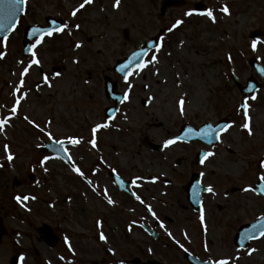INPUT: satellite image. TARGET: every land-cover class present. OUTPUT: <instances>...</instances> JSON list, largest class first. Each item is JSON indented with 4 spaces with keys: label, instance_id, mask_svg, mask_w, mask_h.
<instances>
[{
    "label": "rangeland",
    "instance_id": "rangeland-1",
    "mask_svg": "<svg viewBox=\"0 0 264 264\" xmlns=\"http://www.w3.org/2000/svg\"><path fill=\"white\" fill-rule=\"evenodd\" d=\"M159 1L120 0L113 7L115 0H93L79 8L83 0H26L25 14L7 40L0 42L4 53L0 58V117L8 115L15 100L26 94L17 116L0 132V216L9 233L28 235L42 224L50 226L58 236L56 264H125V259L140 257L178 264L185 249L215 261L227 259L229 264H264V237L244 250L232 243L241 226L264 216V199L253 190H243L264 175V84L251 98H243L232 81L234 76L240 83L250 77L260 82L249 60L264 67V0H184L167 8L163 16ZM197 1L205 4L204 11L192 10ZM225 5L229 14L220 11ZM74 9H79L75 16L71 15ZM208 9L215 22L201 14ZM47 17L61 20L63 31L44 37L36 49L40 65L30 68L14 95L22 68L31 59V54L22 55L24 31L31 25L47 27ZM177 20L182 23L169 31ZM254 31L263 33L253 39L255 50L249 39ZM159 32V62L130 76L129 89L112 71L116 61ZM105 78L116 92L129 95L127 100L122 97L109 121L103 115L111 104L104 93ZM181 97L184 115L177 104ZM243 100L249 105L252 135L241 127L244 117L238 106ZM25 116L51 132L54 143L64 141L72 165L84 170L86 179L61 158L40 152L44 143L51 145L50 139ZM228 117L232 125L211 148L196 140L153 150L152 145L177 135L184 124L196 128ZM99 123L109 126L96 132L93 148L88 141ZM68 138L81 143L73 146ZM5 144L12 161L7 160ZM200 150L214 155L196 165L193 159ZM45 156L51 158L41 166L39 161ZM109 170L132 180L138 177L139 194L151 186L154 200L165 206L164 215L172 220L161 219V243L146 236L140 225L153 224L141 220L143 209L124 203L111 186ZM194 175L215 192L205 191L201 196L205 225L182 190ZM14 179L24 180L23 186H12ZM18 195L30 199L18 203ZM108 198L114 203L108 204ZM101 233L106 239H100ZM250 249L255 251L249 255Z\"/></svg>",
    "mask_w": 264,
    "mask_h": 264
},
{
    "label": "snow or ice",
    "instance_id": "snow-or-ice-1",
    "mask_svg": "<svg viewBox=\"0 0 264 264\" xmlns=\"http://www.w3.org/2000/svg\"><path fill=\"white\" fill-rule=\"evenodd\" d=\"M92 2H93V0H83V2L79 5V8H84V6L86 4H91ZM0 3H7V15L4 17V20H0V31H3V32L7 33L9 31V29H14L15 28V23L14 22H15V19H16V12L24 10L23 6L25 5L26 0H0ZM119 3H120V0H115V3L113 4V7H118ZM78 10L79 9H74L72 11L71 15L75 16L76 12ZM220 11L223 12L224 14H229V9H228V7L226 5L221 7ZM191 14H192L191 12H186L185 13V15H191ZM201 14L206 15L207 17L212 19L213 22H215V17L213 15L212 9H208L206 12L201 13ZM5 21H7V22H5ZM181 23H182V21L177 20L175 22V24L172 25V28L169 29V31H172L173 28H176ZM66 27H67V25H64V28H66ZM76 27L78 28L79 25H76ZM61 31H63V28H61V27H54V28H52V27H50V28L35 27V28H33L32 36L33 37H37V38L35 39V43L31 44L29 49H28V51L31 53V59L29 60V62L26 65H24L23 61H19V63H21L24 66H23L22 71L20 73V77H21L20 84L14 90V95H15V92H19L20 89L23 87V84H24V79L23 78L28 74L30 68H32L33 65H36V66L40 65L41 61L37 58L36 49H37V47L39 45L42 44V42L44 40V37L45 36L50 37V36L53 35V32H61ZM4 39L6 41L7 40V36H5ZM181 43H183V42H181ZM75 46L77 48H79L81 45L79 43H77ZM256 46H257V41L253 40L252 44H251V47L253 48V50L256 49ZM161 47H162V45H156L155 46V51L152 52L150 55H149V53L144 52L143 50H141L140 52H134L132 54L131 59L129 60V63L128 64H124V65L120 66L117 69L118 72L123 74V79H124L125 83L128 85L129 89H131V87H132L131 83L129 82V77L130 76H132L134 74H139L140 72H142L146 68H149L150 66H154V65H156L159 62L158 53L160 52ZM3 56H4V53L0 52V58H3ZM143 57H148V59H143ZM74 62H76V61H74ZM133 62H135V72L129 70L130 65ZM56 75H59V73H57ZM43 79L45 80V83H47L48 77L44 76ZM25 96H26V94H23L18 99L15 100V103L13 104L11 109L9 110V114L8 115H4V116L0 117V132H3L5 126L9 124L11 119L13 117L17 116V114H18V106L20 105L21 100L25 98ZM254 98L255 97H253V99ZM127 99H129V95H128V92L126 91L124 93L123 100H127ZM177 104H178V108H179L180 114L184 115L185 99L183 97H181L178 100ZM0 107H3V106L0 105ZM248 108H249L248 102L246 100L243 101L241 103V105H240V109L242 110V114L244 116V122L241 125V127L243 129H246L248 131L249 135H252V130H251V127H250V116H249V113H248ZM24 119L27 120L29 124H32L33 127H36L41 132H44V134L47 135L50 140L52 139L51 132H47V131H45V129L40 128L39 124H36L34 121L29 120L27 116H25ZM108 126L109 125L107 123H99V124H96L92 128L93 136H92V139H90L88 141V143H90L93 148L96 147V140H95L96 132L99 129H101V128H107ZM228 127L229 126H224L222 128H219V129L215 130L216 139L217 140L220 139V133L223 132V131H226ZM187 134L188 135H199V136H201L203 138H210L212 136V134H213V129H212L211 125H208L205 128H203L198 133L194 132L192 129H189ZM179 139H180V137H176V138H173V139H168V140L164 141V146L168 147V146L176 143V141L179 140ZM68 143L73 145V146H77V145H79L81 143V140L80 139H76V138H68ZM55 144L59 145L61 147V149L65 153V156L67 157V160L69 162H71L72 161V157L70 155H68V149L63 147L64 141L63 140H56ZM4 151H5V153H7V160L8 161H12L14 157H13V155L11 154V152L9 150V145H7V144L4 145ZM203 155H204L205 158H207V157L213 156L214 153L213 152H205ZM50 158L51 157H49V156H45L41 161H39V163L41 164V166H43L44 163L47 160H49ZM200 163L203 164L204 163V159H201ZM44 170L47 171L46 168ZM72 171H74L76 174H78L82 178L86 179L84 172L79 167H76L75 164L72 165ZM201 175H203V173H201ZM137 179H139V178L137 177V178H135L132 181V183L134 185L136 184V180ZM258 179L261 182H264V175L258 176ZM88 183L91 184V181H88ZM93 190L95 191V189H93ZM243 190L244 191H250V190H253V189L251 187H246ZM204 191H206V192H208L210 194H213V195L215 194L214 189H213V187L211 185H208L204 189ZM261 191L264 192V188H262ZM104 195H105V197H107V191L106 190L104 191ZM133 195L135 196V199L137 201H139L141 204L144 203V201L141 199V197L139 195H136L135 193H133ZM15 199H16V201L18 203H20L21 201H27L28 199H30V197L27 196V195H25V196H19L18 195V196L15 197ZM31 199H35V197L34 196L31 197ZM107 203L108 204H113L114 202H113V200L108 198L107 199ZM148 211L150 213H152L153 216H155V213L152 212V209H151L150 206L148 207ZM199 220H200L201 225H205V215H204L203 207H201V209H200ZM97 223L99 224L100 222L98 221ZM160 227L163 228L164 225L160 224ZM205 230H206V226H205ZM169 235H171V233H169ZM260 236L264 237V227H262L260 229ZM246 238L252 239L254 237L249 235V234H246ZM100 239L101 240L106 239V237L103 235V233L100 234ZM65 242L67 243V238H65ZM181 247H183V245H181ZM185 251H186V249H185ZM254 251H255V249H250L248 254L250 255ZM205 264H229V260H227V259H220V260H216V261H211L210 260V261H206Z\"/></svg>",
    "mask_w": 264,
    "mask_h": 264
},
{
    "label": "water",
    "instance_id": "water-1",
    "mask_svg": "<svg viewBox=\"0 0 264 264\" xmlns=\"http://www.w3.org/2000/svg\"><path fill=\"white\" fill-rule=\"evenodd\" d=\"M173 5H177L176 2H174V0H164L161 3V13L164 12V10L169 7V6H173ZM25 6V5H24ZM23 6V8H24ZM195 10L197 11H201V5L197 4L195 5ZM24 10L23 11H17L16 12V19H15V26L19 20V18L23 15ZM7 15V3H0V20H4V17ZM7 22V21H5ZM46 23L50 25V27L54 28V27H60L61 24L57 21H54L52 19L47 18L46 19ZM35 27H40V26H29L26 28V31L24 33V37H23V41H22V45H23V55L27 56L30 52L28 51L31 42L35 39V37L32 36V30ZM49 27V28H50ZM42 28V27H40ZM13 31V29H9V31L7 33L0 31V41L4 40L5 36H8L11 32ZM259 32H254L250 35V38H255L259 35ZM157 43V40L155 38H151L149 40H147L146 42H144V44L137 49L134 52H140L141 50H143L144 52L149 53L150 50H152L155 45ZM133 52V53H134ZM131 53L129 55L128 58H126L123 61H117L115 67L113 68V71L119 75H121L123 77V74L118 72L117 69L124 65V64H128L129 60L132 57ZM145 57H143L144 59ZM250 66L257 72V74L260 76V78L264 81V68L261 67L259 64L256 63L255 60H250ZM130 71H134L135 70V62H133L130 65L129 68ZM237 88L239 90V92L241 93L242 96H253L254 93L260 88V85L255 81V79L253 78H249L247 80L246 86L242 87L236 79H234ZM114 84H112L110 82V80L108 78H105V95L108 98L109 101L113 102V107H109L106 108L104 113H105V117L107 119H110L111 117H113V115L115 114V112L118 110L119 105L121 103L122 97L120 94H117L114 92ZM241 110V109H240ZM242 111V110H241ZM209 124H206L204 126H202L201 128H199L198 130L194 131L196 133L200 132L203 128H205L206 126H208ZM224 126H229V123L225 120L220 121L215 127H212L213 129V134L210 138H203L199 135H188V130L190 128L184 126L181 131H180V135L178 137H180L179 140H184V141H191V140H196L199 139L201 141H203L205 144L212 146L214 144L217 143V139H216V133L215 130L222 128ZM65 145V144H64ZM63 145V147H64ZM164 146H160L159 148H156L157 150L162 149ZM45 152H51L53 154H55L56 156L61 157L62 159L66 160V156L64 154V151L61 149V147L59 145H56L55 143L51 142V145H45V147L41 150V153H45ZM205 152H199L195 159L194 162L195 164H200L201 159H205L204 154ZM118 186H120L121 181L119 179H116L115 182ZM13 186H17V182L14 180L13 181ZM264 188V184L261 181H258L255 186H254V191L257 194H260L261 196H263L264 198V192L261 191V189ZM186 191L188 194V201L190 202L191 206L196 210L199 211L201 209V193L204 192V188L200 186V180H199V176H193L191 182L188 184V186L186 187ZM264 227V217H260L258 220H256L255 222H253L252 224H248V225H244L242 227L239 228V230L237 231V233L234 236L233 239V243L235 244V246L237 248H246L248 247L249 243L251 241L257 240L259 239L260 236V229ZM2 232V224H1V219H0V234ZM37 232L42 236L43 240L49 244V245H53L54 241H55V237L53 236V234L51 233V229L47 226V225H42L41 228H39L37 230ZM246 234H249L251 236H253L254 238L252 239H248L246 238ZM191 264H205V263H200L198 262L196 259H193V261H190ZM129 264H142L141 262H139L137 259H134L133 261L129 262ZM152 264V263H149Z\"/></svg>",
    "mask_w": 264,
    "mask_h": 264
},
{
    "label": "flooded vegetation",
    "instance_id": "flooded-vegetation-1",
    "mask_svg": "<svg viewBox=\"0 0 264 264\" xmlns=\"http://www.w3.org/2000/svg\"><path fill=\"white\" fill-rule=\"evenodd\" d=\"M184 4V1H181ZM193 5V4H192ZM146 105V102H143V106ZM231 121V124L233 123V120L231 117H228ZM151 146V145H150ZM72 162H69L67 164L68 167H71ZM84 172V170H83ZM120 177L122 180L126 182V184L122 185L123 189L120 190L117 188L114 184L113 176L111 175V170L108 171L107 176L111 183L112 188L117 192L118 195L123 197L124 203L133 206L134 208H140L143 209V215H140L143 217L141 220L149 221V224H153L150 227H146L144 225H140L143 231L145 232L146 236L148 238H151L156 243H161L162 238L161 234L158 232V229H160V224H162L161 219L164 222L172 223V220H169L168 217L164 215L163 209L165 208L164 205H159L157 201H155V196L151 195V186H148L147 188L143 189V194H139L138 190L136 189V186L132 183V179L128 177H124L121 174L115 173ZM30 178V177H29ZM86 185L89 188L93 187V184H89L88 180L85 181ZM24 180L19 181V186H23ZM182 190L185 191V186ZM164 192V191H162ZM162 192H156V193H162ZM135 193L136 195H139L141 199L144 201L143 204H141L139 201L135 199V196L133 195ZM151 207L152 212L155 213V216L152 215L148 211V207ZM139 214V213H138ZM2 224H3V232L0 235V264H56V247L58 244V236H56V241L53 246L47 245V243H44L42 240V236L38 233H32V234H20V233H9L6 230L4 218H2ZM149 231H152L153 234ZM156 235V236H155ZM19 236H22L21 240H19ZM10 247V250L7 247ZM188 253L189 255L197 258L200 262H206V261H215L214 259L208 258L203 254L194 253L189 250H182L180 252L178 264H191L189 260L187 259V255L185 253ZM142 257L139 259L141 260ZM158 261L156 259L151 258H142V262H149V261ZM125 264H127V259L124 261ZM162 264H167L161 262ZM96 264H105L104 262H99Z\"/></svg>",
    "mask_w": 264,
    "mask_h": 264
},
{
    "label": "bare ground",
    "instance_id": "bare-ground-1",
    "mask_svg": "<svg viewBox=\"0 0 264 264\" xmlns=\"http://www.w3.org/2000/svg\"><path fill=\"white\" fill-rule=\"evenodd\" d=\"M29 111H33V108H31ZM234 167H237V166H234Z\"/></svg>",
    "mask_w": 264,
    "mask_h": 264
}]
</instances>
